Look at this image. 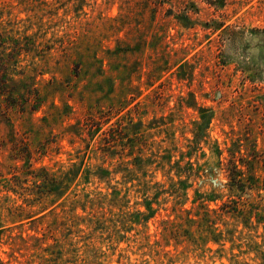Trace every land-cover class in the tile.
<instances>
[{"label": "rangeland", "instance_id": "obj_1", "mask_svg": "<svg viewBox=\"0 0 264 264\" xmlns=\"http://www.w3.org/2000/svg\"><path fill=\"white\" fill-rule=\"evenodd\" d=\"M0 76L2 263L264 264V0H0Z\"/></svg>", "mask_w": 264, "mask_h": 264}, {"label": "trees", "instance_id": "obj_2", "mask_svg": "<svg viewBox=\"0 0 264 264\" xmlns=\"http://www.w3.org/2000/svg\"><path fill=\"white\" fill-rule=\"evenodd\" d=\"M1 79L2 77L0 76V84H1ZM111 111L109 110L107 112H101L98 114V116H88L86 117L83 121V124L79 123V127H78V134H76V136L81 137L83 134H86L90 137L91 141H93L94 139H96L97 142V151L102 154V157H106L107 155H109V157L111 158L113 156V152L115 154V149L117 148V144L120 147H124L129 145L131 142H133L137 137H136V133L137 132H133L132 135H134L133 137H131L129 134L125 133L124 131V127L120 124V125H115V124H111L108 126V128L103 130V127L107 126L111 120ZM131 121V120H130ZM116 126V127H115ZM139 126L142 127L141 122L139 123ZM124 139L127 140V142L124 144ZM90 145H88L89 148ZM114 148V149H113ZM12 150L17 151L20 159H27L30 160L31 157L30 152L28 150H26L25 152H23L21 149L19 148H13ZM26 153V154H25ZM28 163L26 162L25 165H27ZM28 168H32V164H28ZM18 171V168H17ZM16 171V172H17ZM129 170H122V171H108L105 170L104 168H99L98 171L93 175L95 178H97L99 181H103L105 179H107L110 175H117L118 173H121V178L122 180H126V182H128V175H129ZM15 172V175L13 177H17ZM34 172H27V175H30L31 177L34 178H38V175L33 174ZM79 171L78 172H74L72 170H70L67 173H64V177L61 179L56 178L54 175H47V176H39L42 177V184H38L36 182H34L35 188L37 189L35 192L30 193V195H34V199H32L33 201H38L41 200L43 196H49V195H55L61 197L63 196L64 192L66 190L69 189L70 185L76 180V178L79 175ZM1 176V175H0ZM27 181V179L25 180ZM21 181H14V183H20ZM14 184V185H17ZM23 187H21L22 189ZM64 188V191L62 194H59L60 189ZM13 189V188H12ZM63 190V189H62ZM14 193H16L14 191ZM163 192H159L157 196L162 195ZM157 198V197H156ZM206 201V200H205ZM204 201V202H205ZM146 208L150 211L151 208H149V205L145 204ZM201 206L204 207L206 206L204 203H201ZM1 209V207H0ZM84 209V208H83ZM205 209V208H204ZM206 210V209H205ZM205 212H209V210L207 209ZM138 216H143V213L141 212H137ZM196 217H198V215H195ZM150 217H146L143 216V223H146ZM16 222H12V224H15ZM138 224L139 222H133ZM8 230V228L5 227V225L2 223V221H0V244L2 243V236L3 234ZM215 242H217V240H214ZM0 264H4L1 262L0 260Z\"/></svg>", "mask_w": 264, "mask_h": 264}]
</instances>
